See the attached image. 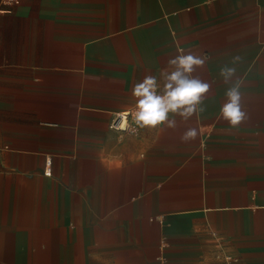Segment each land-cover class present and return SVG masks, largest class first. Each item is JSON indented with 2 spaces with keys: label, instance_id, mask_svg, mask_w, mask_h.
<instances>
[{
  "label": "crops",
  "instance_id": "0c3cea01",
  "mask_svg": "<svg viewBox=\"0 0 264 264\" xmlns=\"http://www.w3.org/2000/svg\"><path fill=\"white\" fill-rule=\"evenodd\" d=\"M0 9V264H264V0ZM188 54L209 85L191 117L110 128ZM233 87L237 125L221 115Z\"/></svg>",
  "mask_w": 264,
  "mask_h": 264
},
{
  "label": "clouds",
  "instance_id": "9594fccd",
  "mask_svg": "<svg viewBox=\"0 0 264 264\" xmlns=\"http://www.w3.org/2000/svg\"><path fill=\"white\" fill-rule=\"evenodd\" d=\"M168 64L174 66L175 70L162 71L161 75L165 81L163 94H158L157 78L153 75H146L132 88L131 94L137 98L134 120L142 128H156L164 124H167L169 128H174L175 119H170L169 114H179L184 119H188L197 111V106L201 104V97L208 91V84L191 75L195 67L204 64V58L193 54L180 55L169 60ZM234 71L231 68H224L221 75L227 81ZM226 95L228 101L221 108V115L232 125H237L244 119L238 88L228 89ZM195 136V129H189L184 139Z\"/></svg>",
  "mask_w": 264,
  "mask_h": 264
},
{
  "label": "built area",
  "instance_id": "2783aa9c",
  "mask_svg": "<svg viewBox=\"0 0 264 264\" xmlns=\"http://www.w3.org/2000/svg\"><path fill=\"white\" fill-rule=\"evenodd\" d=\"M16 1V0H15ZM4 15V11L0 9V17ZM136 111V107L127 112L118 113L114 116L113 121L110 124V128L116 132L124 133L126 132L131 124L134 122V113ZM44 174L47 176L50 174V161H46V168ZM237 259L231 256H223L221 264H236Z\"/></svg>",
  "mask_w": 264,
  "mask_h": 264
}]
</instances>
